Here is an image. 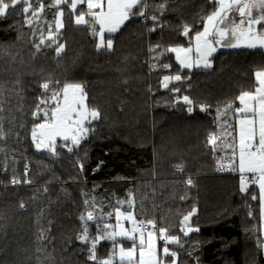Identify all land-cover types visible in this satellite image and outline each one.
I'll list each match as a JSON object with an SVG mask.
<instances>
[{
    "label": "trees",
    "instance_id": "16d2710c",
    "mask_svg": "<svg viewBox=\"0 0 264 264\" xmlns=\"http://www.w3.org/2000/svg\"><path fill=\"white\" fill-rule=\"evenodd\" d=\"M42 2L46 7L31 27L21 5L0 18V264H93L76 239L80 216L92 210L106 216L127 200L138 220L154 219L180 237L183 248L170 245L180 253L178 264H264L260 203L251 199L258 188L241 193L239 173H220L217 160L225 154L207 144L209 133L219 132L216 109L229 101L238 107L236 97L255 90L264 51L219 52L208 70L180 67L164 50L190 45L202 30L200 18L214 9L208 0H168L163 15L148 12L159 16L155 31H149L151 19L144 23L136 16L106 34L112 50L98 51V37L76 26L65 9L58 37L64 51L57 56L54 46H41L36 52L34 42L41 32L47 36L49 24L54 28L57 11L47 7L52 0ZM184 24L192 27L189 37L182 35ZM165 63L171 67L163 68ZM177 74L182 79L164 88L163 77ZM48 79L82 84L89 107L100 112L71 152L70 142L58 141L55 154L38 152L32 142L31 129L41 122L32 116L42 92L38 85ZM183 96L194 101L191 114ZM13 176L21 183L11 184ZM193 208L189 225L199 231L185 237L180 221ZM89 227L96 234L97 224ZM111 247L99 242L98 257L106 258Z\"/></svg>",
    "mask_w": 264,
    "mask_h": 264
},
{
    "label": "snow or ice",
    "instance_id": "6c2138e0",
    "mask_svg": "<svg viewBox=\"0 0 264 264\" xmlns=\"http://www.w3.org/2000/svg\"><path fill=\"white\" fill-rule=\"evenodd\" d=\"M214 10L200 18L202 31H196L194 48L192 46L168 47L164 51L175 53V58L182 68L192 69L210 68L212 66L209 57L216 51L214 45L236 48L264 49V0H208ZM38 6H34L32 0H0V18L5 17L10 9L17 5L22 6V14L25 23L31 27L34 20L39 19L46 5L42 0H37ZM168 0H162L159 4H149L148 0H52L47 7H55L53 24H49L47 36L40 33L39 42L33 44L36 52L41 46L55 48L59 56L65 49V44L59 42V34L64 28L65 9L73 18L76 26H84L95 38L98 37L96 48L100 50H112L113 39L107 38L117 33L125 22L139 16L145 20L151 19L153 27L149 31H155L159 24V16L148 15L149 10L163 15L167 9ZM29 13L31 15L29 16ZM237 17L239 18L237 20ZM259 26V27H257ZM192 27L188 24L182 26V35L189 37ZM35 35V32L33 33ZM47 41V43H46ZM159 44L150 47V51L160 48ZM195 52L197 59L192 62V54ZM164 53H160L163 55ZM155 67V65H153ZM168 69L170 64H163ZM181 75H165L163 87L168 88L169 82L180 81ZM257 86L254 91H242L236 100L239 107H234L235 101H229L223 109L217 108L218 115L232 114L235 119L234 127L227 120L221 125L223 129L219 134L210 132L207 144L212 146L215 153L219 148L225 153V157L217 160V170L238 172L240 175V192L247 194L250 186L258 188V196L251 194L253 201L259 199L260 217L264 226V70L255 72ZM20 82L17 81V84ZM42 89L32 116L41 122L35 123L31 129L32 142L37 150L46 149L56 153L57 138L67 142L72 147H67L71 152L73 147H78L81 140L85 139L92 130L86 125L100 118V112L95 108H89L86 103V92L80 83H61L51 79L40 83ZM179 92L178 88L172 89ZM187 105V112H193L194 101L188 96L182 97ZM201 111H206L205 105L199 106ZM2 111V109H0ZM3 126L0 124V138H3ZM83 164L80 169L83 170ZM177 171H183L182 165L176 166ZM27 174V166L25 175ZM31 183L30 180L23 181ZM11 184L21 183L15 176L11 178ZM188 186H193V180L188 177ZM47 189H45L46 191ZM180 199H184L181 197ZM120 203H124L120 201ZM130 207L132 201H128ZM88 204V201H85ZM24 208L23 203L20 204ZM196 209L183 216L180 221V232L186 237L191 232H198L199 228L189 225L190 218L195 215ZM112 217L113 213L106 214ZM252 216V212H249ZM103 217H97L93 211H87L80 216L82 227L76 239L87 248V260L93 264H178L180 253L169 247L177 245L183 248L180 237L172 234L167 227H157L154 219L138 220L132 211L115 209V224L105 222L99 226ZM129 221L128 229L121 221ZM89 222L97 224L96 234L90 232ZM132 241V246L125 248L118 240ZM46 238V237H41ZM101 240L112 241V249L106 258L97 255V245ZM164 241L162 251L158 248V241ZM264 247V245H262ZM191 256V252L187 253Z\"/></svg>",
    "mask_w": 264,
    "mask_h": 264
},
{
    "label": "rangeland",
    "instance_id": "374dc122",
    "mask_svg": "<svg viewBox=\"0 0 264 264\" xmlns=\"http://www.w3.org/2000/svg\"><path fill=\"white\" fill-rule=\"evenodd\" d=\"M35 0H32V2H34ZM41 14V13H40ZM239 18L237 17V20H238ZM38 20V19H37ZM37 20H34V22L33 23H35V22H37ZM131 20V19H130ZM129 20V21H130ZM129 21H127V22H129ZM127 22H125V24L127 23ZM124 24V25H125ZM123 25V26H124ZM122 26V27H123ZM121 27V28H122ZM257 27H259V26H257ZM203 30V29H202ZM201 30V31H202ZM195 36V35H194ZM194 36H193V38H192V43L190 44V45H188V46H183V47H189V46H192L193 48H194V45H195V40H194ZM214 47L216 48V51L215 52H213L212 53V55L209 57V60L211 61V64H212V58H213V56L215 55V54H217V53H219V52H222V51H230V50H256V49H249V48H245V47H236V48H229V47H223V46H221V45H214ZM257 49H260V48H257ZM260 50H263L264 51V49H260ZM174 54V57H175V53H173ZM196 59H197V56H196V54H195V52H193V54H192V62L193 63H195V61H196ZM175 60H176V58H175ZM176 62L179 64V62L176 60ZM180 65V64H179ZM180 67H181V65H180ZM212 67V66H211ZM211 67L210 68H203V67H199V68H197V67H193L192 69H188V70H208V69H211ZM184 69H187V68H184ZM86 103H87V99H86ZM87 105H88V103H87ZM88 107H89V105H88ZM239 107V106H238ZM90 108V107H89ZM91 109V108H90ZM228 121L229 123H231L234 127L236 126V122H235V119L234 118H232V114L231 113H228V114H225V115H218L217 114V116H216V122H217V124H218V128H219V132H218V134L223 130L222 128H221V125L222 124H224V121ZM93 122V121H92ZM91 122V123H92ZM86 126H88V127H90V125H86ZM90 133V132H89ZM89 135V134H88ZM88 135H87V137H88ZM86 137V138H87ZM85 138V139H86ZM85 139H83V140H85ZM83 140H81V142L83 141ZM58 141H62V142H65V141H63V139H61V138H57V140H56V143L58 142ZM68 142H70V141H68ZM70 144H71V142H70ZM36 148V147H35ZM37 150V149H36ZM38 152H49V151H47L46 149H41V150H37ZM217 151L218 152H220V153H222V154H225L223 151H220L219 150V148L217 149ZM128 201L129 200H127V201H124V203H119V207H120V209H121V211H124V212H127V211H132L133 212V203H132V206L130 207V205H129V203H128ZM132 201V200H131ZM93 211V210H92ZM94 212V215L95 216H97V214H96V212L95 211H93ZM113 213V215H112V217H108L107 215L106 216H103V219H101L103 222L100 224V227L102 228L103 227V224L105 223V222H107V223H111V224H115V211H113L112 212ZM134 213V212H133ZM135 215V214H134ZM98 217V216H97ZM121 223H123L124 224V226L126 227V228H128V229H130L131 228V223L129 222V221H121ZM158 226V225H157ZM118 240H120V242L123 244V246L125 247V248H129V247H131L132 246V241H130V240H124L123 238H119L118 237ZM101 241H107V242H111L112 243V241H109V240H101ZM100 241V242H101ZM124 241H126V242H129L130 243V245L129 246H126L125 244H124ZM163 245H164V241H162V240H159L158 241V248L162 251V247H163ZM169 247H170V245H169ZM171 248V247H170ZM111 249H112V247H111Z\"/></svg>",
    "mask_w": 264,
    "mask_h": 264
},
{
    "label": "crops",
    "instance_id": "0c3cea01",
    "mask_svg": "<svg viewBox=\"0 0 264 264\" xmlns=\"http://www.w3.org/2000/svg\"><path fill=\"white\" fill-rule=\"evenodd\" d=\"M261 230H262V235L264 237V226H262V221H261ZM264 245V244H263ZM263 254H264V247H263Z\"/></svg>",
    "mask_w": 264,
    "mask_h": 264
},
{
    "label": "built area",
    "instance_id": "2783aa9c",
    "mask_svg": "<svg viewBox=\"0 0 264 264\" xmlns=\"http://www.w3.org/2000/svg\"><path fill=\"white\" fill-rule=\"evenodd\" d=\"M143 22H144V23H146V22H147V20L143 19ZM226 172H228V171H226V170H224V171H221V170H220V173H226ZM157 227H158V226H157Z\"/></svg>",
    "mask_w": 264,
    "mask_h": 264
}]
</instances>
